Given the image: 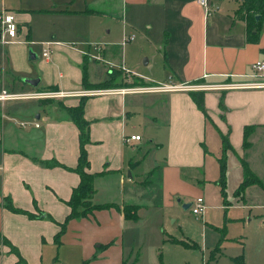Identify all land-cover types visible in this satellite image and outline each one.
Returning a JSON list of instances; mask_svg holds the SVG:
<instances>
[{
	"label": "crops",
	"instance_id": "0c3cea01",
	"mask_svg": "<svg viewBox=\"0 0 264 264\" xmlns=\"http://www.w3.org/2000/svg\"><path fill=\"white\" fill-rule=\"evenodd\" d=\"M140 1L154 5L148 0ZM157 1L161 3V26L154 42L155 62L151 63L150 57L145 59L146 75L133 77L147 85L164 83L165 79L171 83L204 84L263 79L253 76L250 69L251 63L264 61L263 23L251 41L245 22L235 12L236 4L227 6L230 0H207L206 10L194 0ZM72 2L61 0V6L55 7L52 1L49 7L37 8L23 0L13 3L0 0V11H10L17 25L16 41L0 42V93H74L55 99L0 100V264H42L45 246L65 244L80 248L82 261L96 255L99 245L108 242H111L109 246L99 249L106 260L98 264H121L127 250L141 246L138 240L141 205L131 200L142 197L141 186L153 184L145 175L152 178L158 172L163 187L169 186L174 194L184 196L195 182L203 180L209 153L206 140H220V134L226 136L231 146L225 154L231 151L242 158L264 185V177L256 175L250 162L252 138L264 130V88L201 91L208 119L197 109L188 91L120 94L106 92L112 88L86 89L81 84L80 66L89 57L81 56L80 50L65 44L64 39L72 28H63L61 20L72 26L69 20L72 17L96 11L70 9ZM34 15H38L44 29L41 36L32 27ZM115 46L120 47L97 48L102 59H92L115 62L114 56L118 55L113 52ZM45 48L50 50L47 58L41 56ZM85 64L87 69L89 62ZM153 65L155 71L151 72ZM90 66L87 77L90 85L107 79L108 68L101 66L98 73V64L90 63ZM119 75L120 82L129 81L125 70L121 69ZM29 79H37V83L32 86L26 81ZM80 96H86L83 118L89 123V142L84 146L89 162L87 172H102L93 178L91 202L133 203L140 208L137 221L124 220L114 208L93 211L86 218L70 219L60 243L55 245L53 236L58 226L45 215L61 222L69 211L64 202L79 180L76 173L61 167L72 168L76 164L78 131L68 116L61 115L60 105H76ZM245 126L252 127L246 139L248 146L243 149ZM129 135H138L139 139L125 141ZM157 151L163 152L159 163L154 158ZM53 160L58 165L43 164ZM249 187L252 185L237 195L243 202L244 191ZM3 197H8L15 208L35 215L42 212L45 217L29 218L11 212L3 207ZM126 231L129 235L125 236ZM2 238L17 249L24 263L17 261ZM138 256L135 264H141ZM93 259L87 264H96Z\"/></svg>",
	"mask_w": 264,
	"mask_h": 264
},
{
	"label": "rangeland",
	"instance_id": "374dc122",
	"mask_svg": "<svg viewBox=\"0 0 264 264\" xmlns=\"http://www.w3.org/2000/svg\"><path fill=\"white\" fill-rule=\"evenodd\" d=\"M7 1L13 3L14 0ZM23 1L37 8L49 7L52 1L56 3L55 7L61 6V0ZM148 2H153L154 5L140 0H73L70 9L96 11L72 17L73 19H69L73 22L72 26H66V22L61 20L63 28H72L67 33V39H64L65 44L80 50L81 56L86 54L89 57L87 69L84 64L87 65L88 62L83 61L80 66L81 79L85 73L87 80L92 63L98 64V73H101V66L110 70L106 79L110 83L104 88H112L120 82L121 69H126L130 76L124 88L147 85L133 76L146 75L148 67L143 62L150 57L152 63V58L156 55L154 42L160 35L161 3L157 0ZM227 3L230 6L235 0ZM34 16L32 27L41 36L44 29L39 17H36L38 15ZM262 23L264 24V17ZM124 34H133V40L120 43ZM114 45L120 47L115 46L113 52L118 55L114 56L115 62L110 61L112 64L92 59H102L99 58L97 48ZM36 59L39 57L36 56ZM153 71L154 65L151 72ZM114 75L116 76L113 77ZM165 81L164 83H168L167 79ZM113 83L116 84L112 85ZM220 100L222 101V96ZM62 114L68 116L61 108ZM206 142L209 153L206 154L204 175L201 177L203 180L198 184L195 182L184 196L174 194L169 186L163 187L158 172L152 178L144 174L145 179L153 181V184L141 186L139 191L142 197L131 200L141 205L138 227L141 246L137 248L141 264H264V188L252 185L244 191L246 200H240L235 194L242 177L239 158L229 151L221 160L220 140L208 139ZM145 148L148 149L149 146L145 145ZM250 152V162L256 175L264 177V130L253 136ZM162 155V151L155 153L154 158L158 163ZM221 161L224 164L223 177L220 176ZM161 186L163 193L160 191ZM196 197H200L204 205L202 214L198 216L193 215L189 207L182 208L183 204L193 202ZM126 235H129V231H126ZM100 251L98 249L89 261L95 258L93 262L96 264L105 262L106 256ZM135 251L136 249L132 256ZM42 264H81V250L70 244L45 246Z\"/></svg>",
	"mask_w": 264,
	"mask_h": 264
},
{
	"label": "trees",
	"instance_id": "16d2710c",
	"mask_svg": "<svg viewBox=\"0 0 264 264\" xmlns=\"http://www.w3.org/2000/svg\"><path fill=\"white\" fill-rule=\"evenodd\" d=\"M236 14L245 22L246 26V34L247 37L253 41L257 37V33L261 27V20L264 17V0H235ZM255 16L258 17L257 20H255ZM114 75L113 77H115ZM82 86L86 89L94 88V89H100L104 88L109 85L110 82H107V80H104L103 82H100L95 85H90L85 77V73L82 75L81 79ZM142 83V82H141ZM116 83H113L112 85H115ZM126 87L127 84L124 82H118L114 87ZM145 86V85H141ZM188 95L192 102L195 104L197 109L202 112L205 119L207 118L206 111L203 106V94L201 91H188ZM51 99V98H48ZM86 96H80L78 98V102L76 105L73 106H65L61 103V108L66 111L68 114V117L70 121L73 123V125L76 127L78 131V154L76 158V164L74 167L70 168L64 165H61L62 168L72 171L78 175V183L75 187L71 189L69 198L64 202L65 205L68 207L69 211L64 216V218L61 220V222H56L53 219H51L48 215H45L49 220L54 222L58 226V230L53 236V243L55 245H58L60 243L59 239L60 236L65 231V226L67 222L70 219H79V218H86L90 214H92L93 211L101 210V209H108V208H114L117 211H119L126 221H137L138 215L137 211L140 208L138 204L133 203H123L121 205H116L113 203H102V204H94L91 202V195L93 193V187H92V181L95 175H100L102 172L99 173H89L87 172V168L89 166V162L87 159V154L85 150V144L89 142L88 137V128L89 123L87 120L83 118V106L85 102ZM221 100L219 99V104ZM252 126H245L242 131V148H246L248 146L247 137L249 135V129ZM220 144H221V160H223V157H225V152L229 149H231V146L229 145V142L225 135L220 134ZM240 166H241V172H242V180L239 182L238 186L236 187L235 194L239 195L243 192L245 187L249 185H258L263 186L261 181L251 172L249 169L247 163L241 158L239 159ZM45 166H54L58 165L56 161H47L43 163ZM223 169L224 164L223 161H221L220 164V176L223 177ZM3 207L11 212L14 213H20L24 214L29 218H37L39 217H45L43 216L42 212H37V215L29 213L25 210H21L18 208L13 207L8 197H3ZM5 245L8 246L9 251L13 253L17 257V261H23V259L20 257L19 253L17 252V249L9 243L5 238H2ZM174 242V241H173ZM111 242L100 244L98 249H105L107 246H109ZM135 249L132 247L128 251V253L124 254L121 259V264H135L138 256V251H135V254L132 256V252ZM94 255L91 256V258ZM89 259H85L81 261V264H87ZM25 264V263H24Z\"/></svg>",
	"mask_w": 264,
	"mask_h": 264
},
{
	"label": "built area",
	"instance_id": "2783aa9c",
	"mask_svg": "<svg viewBox=\"0 0 264 264\" xmlns=\"http://www.w3.org/2000/svg\"><path fill=\"white\" fill-rule=\"evenodd\" d=\"M197 4L207 9V0H194ZM17 37V25L14 21V17L10 11H0V42L2 44L12 43L16 41ZM133 34H124L120 43L129 42L133 40ZM50 43H47L48 45ZM48 48L43 49L41 56L47 58ZM250 69L253 76H262L264 79V61H255L251 63ZM127 72L126 69H123ZM241 89V88H264V80L254 81L249 83H226V84H204L199 82H181V83H158L145 86L127 87V88H115L109 89L106 92L109 93H143V92H178V91H204L210 89ZM79 94V93H78ZM74 95L73 92L66 91H45L34 92L27 94H5L3 91L0 93V100L15 99V98H63L66 96ZM36 126V124H35ZM138 135H129L127 140H138ZM189 209L195 216L202 214L204 205L200 197H196L193 202L190 203ZM264 210V207H263Z\"/></svg>",
	"mask_w": 264,
	"mask_h": 264
},
{
	"label": "water",
	"instance_id": "95a60500",
	"mask_svg": "<svg viewBox=\"0 0 264 264\" xmlns=\"http://www.w3.org/2000/svg\"><path fill=\"white\" fill-rule=\"evenodd\" d=\"M255 20H257L258 19V17L257 16H255V18H254ZM27 81V83H29L30 85H32V86H34L36 83H37V79H29V80H26ZM190 206V203H186V204H183L182 205V208L183 209H186V208H188Z\"/></svg>",
	"mask_w": 264,
	"mask_h": 264
}]
</instances>
